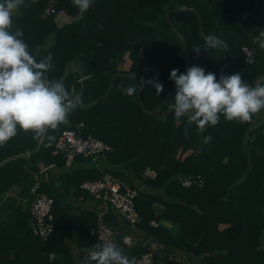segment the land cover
<instances>
[{
  "label": "trees",
  "instance_id": "obj_1",
  "mask_svg": "<svg viewBox=\"0 0 264 264\" xmlns=\"http://www.w3.org/2000/svg\"><path fill=\"white\" fill-rule=\"evenodd\" d=\"M48 1L25 0V6L13 14V28L22 29L37 61L51 53L54 67L46 74L50 80L58 82L68 68L62 84L80 95L83 104L66 123L46 131L39 149L41 137L19 130L0 146V163L12 157L0 165V194L20 182L24 167L35 173L38 163L64 167L63 156L52 154L54 144L64 129L83 122V135L111 145L105 158L108 165H100L101 159L96 167L90 158L77 157L89 166L66 169L65 186L76 191L83 180L106 173L124 179L130 168L143 186H135L140 188L135 207L142 218L136 226L158 243L191 254L200 264H264V110L244 123L221 115L216 126L200 132L186 116L175 118L176 88L169 79L173 69L184 73L199 66L217 79L238 73L250 86L264 84V49L259 47L264 0H93L82 17L68 0L65 16L72 21L63 27L56 26V14L40 16ZM62 1L56 0V6ZM209 34L225 40L227 49L205 48L204 37ZM244 45L253 50L251 64L244 62ZM195 46L201 48L199 52L193 50ZM122 73L133 74L138 86ZM148 79L161 83L164 91L159 94L151 85L139 86ZM130 86L139 87L146 111L137 92L127 93ZM206 136L212 138L209 143L204 142ZM146 167L156 171L154 179L142 178ZM197 176L203 180L201 186L185 187L180 182L181 177ZM41 190L53 197L45 185ZM153 203L162 205L161 213H155ZM53 216L55 229L48 240L26 234L40 245L26 258L32 264L37 258L49 264V252H55L63 256L64 264H72L62 231L75 227L81 264H95L89 262L88 250L100 243L91 234L96 216L85 212L74 223L54 197ZM151 220L159 224L151 226ZM148 250L132 243L126 255L137 259ZM153 256L155 264H188L178 259L160 262Z\"/></svg>",
  "mask_w": 264,
  "mask_h": 264
},
{
  "label": "clouds",
  "instance_id": "obj_2",
  "mask_svg": "<svg viewBox=\"0 0 264 264\" xmlns=\"http://www.w3.org/2000/svg\"><path fill=\"white\" fill-rule=\"evenodd\" d=\"M82 17L93 0H71ZM25 0H0V146L19 131L32 132L40 138L48 129L55 130L66 123L71 112L83 104L80 95L71 94L63 84L52 81L46 75L54 67L51 53L37 61L23 39V31L13 28V14ZM259 47L264 49V31H261ZM205 48L224 49L228 44L215 34L204 37ZM199 46L193 50L199 52ZM173 69L169 79L174 81L176 94L173 114L175 118L187 117L200 132L216 126L223 115L227 121L251 122L253 115L264 110V84L250 86L240 74L221 75L217 79L212 72L205 73L199 66H191L184 73ZM151 85L157 93L163 85L154 79L141 80L140 87ZM129 95L137 87L127 88ZM54 139V137H49ZM211 136L204 137L209 143ZM89 262L95 264H137L114 242L97 243L88 250Z\"/></svg>",
  "mask_w": 264,
  "mask_h": 264
},
{
  "label": "crops",
  "instance_id": "obj_3",
  "mask_svg": "<svg viewBox=\"0 0 264 264\" xmlns=\"http://www.w3.org/2000/svg\"><path fill=\"white\" fill-rule=\"evenodd\" d=\"M102 164L108 165L105 159L100 162V165ZM38 166L39 171L46 168L42 173V185L49 189V192L58 201L59 206L63 207L72 222L77 223L85 212H92L97 221H103L114 230L115 243L125 254H127L128 247L133 243L149 248L160 262L178 259L188 264H200V259L191 254L161 245L146 231L138 226L130 225L108 205L93 199L80 189L74 191L71 186H65V179L62 174L66 168L62 165L38 163ZM88 166V162L76 159L72 168H86ZM126 172L124 180L127 183L134 187L138 185L143 187L130 168ZM34 173L29 167H24L20 182L13 184L7 191L0 194V264H32V260L26 258V255H32L40 249L39 243L32 236H26L28 232L30 233L29 205L31 196L29 189ZM152 208L156 214L161 213L163 209L159 203H153ZM162 223L171 227V224L167 222ZM66 230L62 231V238L73 255L72 264H81L80 249L77 242L79 237L76 228L74 227L72 230L70 228V232ZM34 262L35 264L44 263L38 258ZM48 262L49 264H64V259L60 253L49 252Z\"/></svg>",
  "mask_w": 264,
  "mask_h": 264
},
{
  "label": "built area",
  "instance_id": "obj_4",
  "mask_svg": "<svg viewBox=\"0 0 264 264\" xmlns=\"http://www.w3.org/2000/svg\"><path fill=\"white\" fill-rule=\"evenodd\" d=\"M59 12L56 6V0L47 2L42 12L41 17H46ZM243 59L245 63L251 64L254 60L253 50L244 45L241 47ZM83 122L76 123L73 127L64 129L58 136L53 155H62L64 159V167L66 169L73 166L77 157H88L91 162L99 167V161L105 159L106 155L112 150L111 145L94 137L90 134L83 135ZM41 169L38 173H34L33 180L29 189L31 201L29 205V230L32 235L40 238L43 241L48 240L55 229L53 216V198L45 194L42 188V173L45 170ZM156 171L150 167H146L142 171L143 179H154ZM180 182L183 186L191 185L201 186L203 180L200 176L197 177H181ZM79 189L98 200L115 211H117L130 225L136 226L141 221L135 207V198L138 196L140 188H136L127 183L124 179L106 173L98 179H85L79 184ZM159 223L155 220L150 221L151 226H157ZM100 242L115 243L114 230L103 221L97 222L94 229L91 230ZM137 264H155L153 253L148 250L142 253L137 259Z\"/></svg>",
  "mask_w": 264,
  "mask_h": 264
},
{
  "label": "water",
  "instance_id": "obj_5",
  "mask_svg": "<svg viewBox=\"0 0 264 264\" xmlns=\"http://www.w3.org/2000/svg\"><path fill=\"white\" fill-rule=\"evenodd\" d=\"M67 2H68V0H64L58 6L59 12L56 14L55 19H54L57 27H63L65 24L71 23V21H72V19H70L67 16H65V5L67 4ZM67 73H68V68L66 67L64 69L63 74L60 76V78L58 80L59 83H61V84L63 83V81H64L65 76H66ZM78 73L81 76V80H82L83 79V73H82V71L81 70H78ZM122 75L123 76H130V77H132L135 80V82H136V84L138 86L137 79H136V77L133 74H131V73H122ZM116 76H117V74H115L112 78H115ZM170 94H171V91H169L167 93V95L164 97L163 100H165ZM137 98H138V103H139L140 107L142 108V110L143 111H146L145 108H144V106H143V104H142V102H141V99H140V90H139V87H138V90H137ZM154 111L155 110L153 109V110H150V111H147V112L148 113H153ZM45 134H46V132L41 136L40 140L38 141V143L36 145V149H39L41 143L43 142V140L45 138ZM25 154L26 153H19L17 156H25ZM11 158L12 157H8V158L3 159L1 161V163H0V165L3 164V163H5V162H7Z\"/></svg>",
  "mask_w": 264,
  "mask_h": 264
},
{
  "label": "rangeland",
  "instance_id": "obj_6",
  "mask_svg": "<svg viewBox=\"0 0 264 264\" xmlns=\"http://www.w3.org/2000/svg\"><path fill=\"white\" fill-rule=\"evenodd\" d=\"M221 227V226H220ZM264 241V240H263Z\"/></svg>",
  "mask_w": 264,
  "mask_h": 264
}]
</instances>
